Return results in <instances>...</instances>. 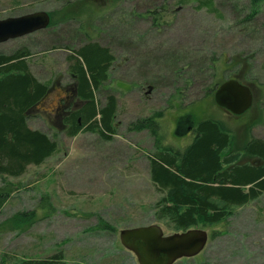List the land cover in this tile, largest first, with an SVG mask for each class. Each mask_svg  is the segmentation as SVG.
I'll return each instance as SVG.
<instances>
[{"label": "rangeland", "instance_id": "obj_1", "mask_svg": "<svg viewBox=\"0 0 264 264\" xmlns=\"http://www.w3.org/2000/svg\"><path fill=\"white\" fill-rule=\"evenodd\" d=\"M248 1L213 0L212 14L197 10L196 0H0V20L45 12L53 22L0 44V54L26 49L33 76L50 83L28 126L58 145L55 155L21 176H0V189L12 191L0 210V264L58 252L65 264H137L120 245L122 230L157 225L165 236L176 233L157 216L164 193L149 176L152 137L127 130L137 118L162 112L157 121L165 143L178 148L192 141L193 132L175 126L186 116L223 122L237 151L251 137L264 141V3L248 20ZM72 4L76 20L64 21L62 10ZM86 32L114 57L109 80L96 94L102 105L107 94L117 98V132L110 141L89 132L69 137L61 123L65 106L80 105L68 57L86 43ZM228 79L252 92L253 104L241 116L217 107L214 92L205 94L213 82ZM30 210L33 224L10 228L14 214ZM195 229L208 233L204 250L174 264H264V194L232 207L225 226ZM212 231L221 233L210 239Z\"/></svg>", "mask_w": 264, "mask_h": 264}, {"label": "trees", "instance_id": "obj_2", "mask_svg": "<svg viewBox=\"0 0 264 264\" xmlns=\"http://www.w3.org/2000/svg\"><path fill=\"white\" fill-rule=\"evenodd\" d=\"M196 2L197 10L217 14L213 0ZM263 3L264 0L248 1V20L257 15ZM76 8L73 4L64 7L63 20H76ZM148 14L157 20L156 12ZM52 26L50 20L47 28ZM83 27L80 25V29ZM84 40L86 43L68 57L73 96L80 105L65 106L60 112L61 123L69 137L89 132L110 141L117 132V98L107 94L102 105L98 104L96 94L109 80L114 57L109 48L93 41L88 32L84 33ZM28 59L26 49L0 54V176L19 177L27 166H39L58 152L54 138L28 126L29 114L47 97L51 87L33 76ZM218 85L213 82L205 94H212ZM161 115L162 112L156 111L137 118L127 125V130L147 131L152 137L149 176L155 188L164 193L156 204V212L158 219H166L174 232L225 226L232 207L243 206L264 194V141L251 137L242 151H237L233 148L232 133L223 122L214 119L195 122L192 118L191 143L174 147L165 143L157 121ZM244 156L249 161L242 162ZM11 193L0 189V210ZM35 218L34 210L19 212L10 218L9 226L15 230L29 227ZM219 233L212 231L210 239ZM1 264L7 263L3 259ZM11 264H65V261L58 252L48 258L21 259Z\"/></svg>", "mask_w": 264, "mask_h": 264}, {"label": "water", "instance_id": "obj_3", "mask_svg": "<svg viewBox=\"0 0 264 264\" xmlns=\"http://www.w3.org/2000/svg\"><path fill=\"white\" fill-rule=\"evenodd\" d=\"M50 17L45 12H34L20 17L0 20V44L47 29ZM215 105L233 116H241L253 104L248 86L228 79L217 86L213 93ZM179 120L176 128L184 126L185 132L193 130L191 116ZM208 233L202 229H190L165 236L157 225L122 230L120 245L132 253L137 264H174L181 259L199 255L208 242Z\"/></svg>", "mask_w": 264, "mask_h": 264}, {"label": "flooded vegetation", "instance_id": "obj_4", "mask_svg": "<svg viewBox=\"0 0 264 264\" xmlns=\"http://www.w3.org/2000/svg\"><path fill=\"white\" fill-rule=\"evenodd\" d=\"M175 122H177V121H175ZM176 124H177V123H175V126H176ZM189 133H192V130H189Z\"/></svg>", "mask_w": 264, "mask_h": 264}]
</instances>
